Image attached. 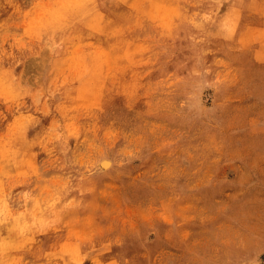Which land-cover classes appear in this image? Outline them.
<instances>
[{
	"label": "rangeland",
	"instance_id": "obj_1",
	"mask_svg": "<svg viewBox=\"0 0 264 264\" xmlns=\"http://www.w3.org/2000/svg\"><path fill=\"white\" fill-rule=\"evenodd\" d=\"M0 264H264V0H0Z\"/></svg>",
	"mask_w": 264,
	"mask_h": 264
},
{
	"label": "bare ground",
	"instance_id": "obj_2",
	"mask_svg": "<svg viewBox=\"0 0 264 264\" xmlns=\"http://www.w3.org/2000/svg\"><path fill=\"white\" fill-rule=\"evenodd\" d=\"M111 160H109V159H103L102 161H101V165L104 167V168H108L110 165H111Z\"/></svg>",
	"mask_w": 264,
	"mask_h": 264
}]
</instances>
